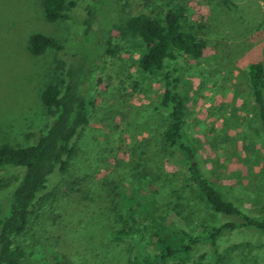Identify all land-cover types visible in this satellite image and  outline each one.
<instances>
[{"label": "rangeland", "instance_id": "374dc122", "mask_svg": "<svg viewBox=\"0 0 264 264\" xmlns=\"http://www.w3.org/2000/svg\"><path fill=\"white\" fill-rule=\"evenodd\" d=\"M64 1L71 19L49 22L42 0H0V144L31 145L49 124L40 93L48 84L62 86L90 2ZM144 1L147 13L180 7L184 29L203 43L202 55L197 59L178 55L165 62L161 73L143 74L136 68V52L129 42L113 33L115 54L106 57L98 75L89 80V123L74 139L75 152L66 172L51 176L43 192L49 199L44 197L19 237L33 264H129L136 246L108 236L116 218L112 205L121 193L144 191L148 182H163L167 194L158 201L160 213L180 211L176 221L183 226L233 220L193 197L185 188L178 153L162 144L167 116L154 107L163 90V75L172 67L186 96L185 137L196 148L203 175L247 214L264 215V137L247 74L251 63L264 67L259 0H232L231 7L215 0ZM33 32L53 38L64 50L31 56L27 40ZM22 172V168L0 171L2 209ZM78 178L103 199L106 209L88 211L71 222L48 195L63 194ZM235 239L248 245L233 250L229 247L238 241L224 234L219 241L220 262L202 246L189 264H264V235L250 232Z\"/></svg>", "mask_w": 264, "mask_h": 264}, {"label": "trees", "instance_id": "16d2710c", "mask_svg": "<svg viewBox=\"0 0 264 264\" xmlns=\"http://www.w3.org/2000/svg\"><path fill=\"white\" fill-rule=\"evenodd\" d=\"M215 1L225 7L233 4L232 0ZM42 4L47 21L71 19L64 11V0H42ZM145 5L144 0H90L62 86L48 84L40 93V101L50 119L48 126L36 135L31 145L0 144V171L23 169L6 207H0V264H33L27 259L19 237L45 202L44 197L49 199L43 192L51 176L55 172H66L75 152L74 139L89 123L92 104L87 94L89 80L96 73L98 75L104 59L115 54L113 33L129 42L136 52V68L143 74L161 73L165 62L173 61L178 55L193 59L201 57L203 43L184 29V13L180 7L147 13ZM46 50L60 52L64 47L39 32L28 36L27 51L31 56H40ZM175 72L176 68L172 67L164 73L163 90L154 107L167 116L162 144L178 153L177 164L187 181L185 188L193 197L204 202L214 213L233 220L217 225L199 222L191 228L181 225L176 221L180 211L169 209L160 213L158 201L167 194L161 181L148 182L144 191L121 193L119 201L112 205L116 218L108 236L114 242L136 246L129 264H189L193 253L202 246H207L210 257L220 262L219 241L224 234L238 241L229 247L233 250L248 245V242L243 244L244 241L235 239V235L250 232L264 235V215L247 214L203 175L196 159V148L185 137L186 96L179 90L180 77ZM247 74L250 100L264 137V67L260 62L251 63ZM73 185L63 194L48 195L52 202H59L71 222L88 211L106 209L103 199L94 192L91 194L82 179L78 178Z\"/></svg>", "mask_w": 264, "mask_h": 264}, {"label": "built area", "instance_id": "2783aa9c", "mask_svg": "<svg viewBox=\"0 0 264 264\" xmlns=\"http://www.w3.org/2000/svg\"><path fill=\"white\" fill-rule=\"evenodd\" d=\"M259 5H260L263 21H264V0H259Z\"/></svg>", "mask_w": 264, "mask_h": 264}]
</instances>
